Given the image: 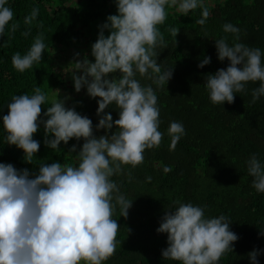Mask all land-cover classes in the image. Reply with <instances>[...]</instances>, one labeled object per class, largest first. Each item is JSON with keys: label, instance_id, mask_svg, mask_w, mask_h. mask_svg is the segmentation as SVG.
<instances>
[{"label": "clouds", "instance_id": "clouds-1", "mask_svg": "<svg viewBox=\"0 0 264 264\" xmlns=\"http://www.w3.org/2000/svg\"><path fill=\"white\" fill-rule=\"evenodd\" d=\"M114 2L116 13L106 17L91 44L94 61L84 55L72 63L74 67L70 70L77 92L84 87L90 97L100 98L95 128L109 130L115 125L111 135L107 131L94 135L92 120L75 107L66 106L67 97L58 98L59 90L41 116V105L47 95L38 86L31 95H14L7 104V113L0 115L6 143L22 149L23 159L28 163L33 162L40 147L33 134L41 125L45 133L43 143L51 149H59L61 142L67 144L73 137L84 140L78 152H75L77 145H71L76 164L40 161L38 171L32 172L0 161V264H102L115 250L119 225L112 216L113 196L124 216L132 199L120 193L111 177L122 170V164L141 163L144 149L159 145L163 136L159 130L157 95L151 84L141 85L136 74L148 75L158 86L167 84L172 69L162 70L155 51L158 44L164 43L157 25L166 19L165 6L170 2L180 13L187 14L201 6L203 0ZM37 14L34 7L25 22L31 23ZM208 15V9L203 7L196 23L203 25ZM12 17L6 0H0V33ZM11 27L15 29L17 25L13 23ZM223 29L240 32L230 22ZM171 31L178 32L175 28ZM236 41L229 45L226 37L215 40L217 58L220 61L227 58L229 63L226 68L206 74L204 85L213 103H231L234 94L245 90L248 81L260 82L252 89L253 101L264 95L261 48L239 42L238 35ZM44 48L39 34L24 54H13L14 68L23 72L32 67L41 60ZM210 60L211 57L204 56L198 67ZM117 71L118 76L109 77ZM113 103L119 109L115 120L110 112L104 111ZM167 132L174 147L185 134L183 123L170 121ZM246 165L254 188L264 192V162L253 153ZM164 170L170 168L165 166ZM175 203L177 206L165 211L156 229L167 233V247L161 250L162 256L182 264H217L238 239L230 229L229 219L225 214L206 217L204 207L191 202ZM261 252L264 250L253 249L248 253L250 264H259L257 257Z\"/></svg>", "mask_w": 264, "mask_h": 264}, {"label": "trees", "instance_id": "trees-1", "mask_svg": "<svg viewBox=\"0 0 264 264\" xmlns=\"http://www.w3.org/2000/svg\"><path fill=\"white\" fill-rule=\"evenodd\" d=\"M69 1L73 0H6L13 17L0 33V115L7 113V104L14 95H31L38 86L47 95L41 105L43 116L52 101L50 92L62 86L54 64L60 52L79 44L91 46L99 26L117 11L114 0H76L72 6ZM34 7L38 14L26 23L25 17ZM165 7L166 19L157 25L164 43L158 44L155 51L162 70L171 68L172 76L167 84L158 86L148 75L136 74L141 85L151 84L157 95L163 136L159 145L144 149L141 163L122 164V170L111 177L120 193L132 199V205L127 215H122L114 194L112 216L119 225L117 243L113 254L102 264H182L162 256L167 233L156 231L165 211L176 207L177 200L203 206L206 217L225 214L231 222L230 229L238 239L217 264H250L248 253L264 250V192L254 188L246 165L253 153L264 162V95L253 101L252 89L260 82L248 81L245 90L235 93L231 103H213L204 82L206 74L226 68L229 63L227 58H217L215 40L221 37H226L231 45L237 42L238 35L239 42L261 48L264 63V0H203L201 6L187 14L180 13L170 2ZM203 7L209 15L201 25L196 21L201 18ZM226 22L240 32H225ZM13 23L17 25L15 29L11 27ZM173 28L178 30L176 34L171 31ZM39 34L45 44L41 60L18 71L12 64L13 54H24ZM204 56L211 57L210 63L198 67ZM118 75L117 71L109 77ZM98 99L87 94L73 107L92 120L94 135L106 131L111 135L115 125L109 130L95 128ZM104 111L110 112L113 120L118 118L119 109L114 103ZM173 120L182 122L185 129L174 147L167 132ZM5 136L0 123V161L32 172L38 171L40 161L78 163L75 152L84 142L83 138L73 137L67 144L61 142L59 149H51L43 143L41 125L33 134L40 147L33 162L28 163L23 159V150L6 143ZM73 144L77 145L76 150L70 152ZM165 166L170 170L165 171ZM257 259L264 264V252Z\"/></svg>", "mask_w": 264, "mask_h": 264}, {"label": "rangeland", "instance_id": "rangeland-1", "mask_svg": "<svg viewBox=\"0 0 264 264\" xmlns=\"http://www.w3.org/2000/svg\"><path fill=\"white\" fill-rule=\"evenodd\" d=\"M74 1L76 0L69 1L68 5L72 6ZM76 53H79L80 55L77 56ZM84 55H87L89 60L94 61V57L91 56V46L89 45H86L85 47H83L81 44L74 45L70 49L63 50L60 52L54 64H55L56 73L62 82V86L61 88L53 89L50 92L49 98L51 100L57 94V91L59 90L58 98L63 99L67 97V99L65 100L66 106H75L76 103L82 97L87 95L86 88L84 87H82L79 92H77L74 89V84H73V80H72V76L70 72V70L74 67L72 63H74L75 60L77 59H82Z\"/></svg>", "mask_w": 264, "mask_h": 264}]
</instances>
